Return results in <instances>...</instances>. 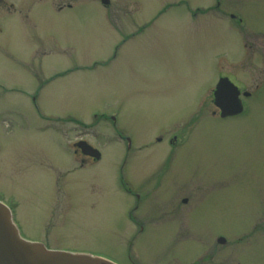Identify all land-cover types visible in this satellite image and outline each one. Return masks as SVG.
I'll list each match as a JSON object with an SVG mask.
<instances>
[{
	"label": "rangeland",
	"instance_id": "1",
	"mask_svg": "<svg viewBox=\"0 0 264 264\" xmlns=\"http://www.w3.org/2000/svg\"><path fill=\"white\" fill-rule=\"evenodd\" d=\"M73 1L50 0L55 9ZM113 1L122 11L107 12L124 15L109 25L89 3L46 6L36 23L0 36V192L14 198L20 233L117 264H264V0ZM120 24L124 36L142 34L112 59ZM93 62L108 65L76 70ZM221 73L251 93L244 116L212 115ZM38 90L34 102L22 96ZM65 117L82 125L46 126ZM120 128L142 149L127 170L145 200L135 240V199L118 184ZM81 139L99 162L64 150ZM171 207L189 208L188 222L165 215Z\"/></svg>",
	"mask_w": 264,
	"mask_h": 264
},
{
	"label": "flooded vegetation",
	"instance_id": "2",
	"mask_svg": "<svg viewBox=\"0 0 264 264\" xmlns=\"http://www.w3.org/2000/svg\"><path fill=\"white\" fill-rule=\"evenodd\" d=\"M75 1L71 2V4H66L65 6H60L58 8H54L53 4H51L50 0L49 2H47V0H0V36L2 35H9L13 29L18 28L20 30L21 27H26L28 26V24H34L39 19H36L37 16H39L41 14L42 11H45V7L49 6L51 10L54 11V13H61L64 11H70V10H74L75 8H78L80 6H82L84 3H89L91 5H95L97 8L102 10V17H104L106 23L109 25L110 24V20H118L119 17H122L124 14L119 13L117 15V17H113L112 15H110L109 12H107V10H109L111 7H113L115 5V8H120V11H122V5H118V3L116 1L113 0H78L76 1L77 4H74ZM124 8H126V6L123 5ZM116 10V9H115ZM130 15V14H128ZM42 16V15H41ZM40 16V18H42ZM130 23L133 22V20L129 21ZM135 23V21H134ZM125 24V23H124ZM132 24V23H131ZM142 27V26H141ZM141 27L137 30V33H134L132 35H125L123 34L122 30H123V24H120L118 28H120V30H117L115 28V35L117 36V39L121 40V44L118 47H114L113 51L114 54L112 55V59H115L117 52L119 50V48L125 44L126 42H128L130 39L135 38L138 34H142L141 32ZM16 30V29H15ZM127 32V31H126ZM130 33V32H127ZM39 48V46L35 47V50ZM5 49V45L0 44V52L2 53ZM44 47L41 51H36L37 54L35 55H44ZM41 65V64H40ZM84 65V64H82ZM101 65H108V62H105L103 64L98 63V62H93L91 64V66H87L84 65L83 67L80 68H76V70H91L97 66H101ZM57 77V76H56ZM227 79L229 80L233 85H235L240 92L239 98L242 100H244V98H251V93L248 94L247 97H244V90L242 88L239 87V85H237V83L234 81L233 78H231V76L227 75V74H220L218 76V79ZM0 88H3V90L5 89L3 85L0 84ZM9 93V92H7ZM40 95V90H38L37 92L33 93L32 95H30V92L28 93H23L22 96L25 99H31L32 98V102H34V100L39 97ZM10 95H7V97H9ZM212 98H213V94H212ZM33 108H34V112L36 114V116H34V119H38V120H44L45 119V115L39 110V108L33 103ZM220 112L217 111V115L216 112H213L212 115L216 117V119H221L220 118ZM226 119H236L235 117L233 118H225V119H221V120H226ZM78 122H75L73 119L71 118H60L57 120H47L46 121V126L52 127L55 130H58L59 127H65L66 125H71L73 127H75L76 125H78ZM82 125V124H81ZM68 126V127H71ZM84 126V125H83ZM67 127V126H66ZM91 127V126H89ZM123 130L127 131L125 128H123ZM163 135H161V137L159 136V138H157L155 140V144L157 145H161L162 143H164L163 141ZM174 138L175 136H172L170 139L169 138H165L166 139V146L167 149L169 151V154L172 153L174 147H176L178 144L174 143ZM120 141L122 142L123 146H124V153L121 157V161H120V165L118 168V172H119V177H118V184L119 187L125 192L127 193L131 198L135 199V205L132 209V212H129L128 216H129V221L132 224L131 227L135 226L136 230L139 233H143L146 229V223L144 220L141 219V217L138 215L139 210L141 209L142 204L144 203V196H143V190L141 187H139L138 185L134 184L131 180H129V175H128V166L127 162H128V158L129 157H134V155H137L138 152L142 151V149H136L135 148V143L133 140L132 135L131 136H125L124 134L120 135ZM78 141H86V140H76L70 149V151H67L66 149H64L67 153L71 152L70 154H72V156H79L81 158V161H90V162H95V160H93L91 157L85 156L81 149L77 146ZM87 142V141H86ZM88 143V142H87ZM184 144V143H183ZM182 144V145H183ZM91 145V144H90ZM92 146V145H91ZM93 147V146H92ZM151 149V148H149ZM134 151V152H133ZM139 152V153H140ZM69 155V154H68ZM70 157V155H69ZM102 157H100V159L98 160V162L101 160ZM128 178V179H127ZM129 180V181H127ZM1 193V192H0ZM1 196L4 197V199H13V197H5L3 193L0 194ZM5 201V200H4ZM188 199L184 198L182 199V204H187ZM6 202V201H5ZM13 213L15 214V209L16 206L11 208ZM175 210V212L181 214V219L178 222V225L182 222V221H187L189 219V215H190V209H183L181 212H179L177 209H175L174 207L169 208V212L166 213L165 215H168L171 211ZM137 235V234H136ZM133 237L135 238V236L133 235Z\"/></svg>",
	"mask_w": 264,
	"mask_h": 264
},
{
	"label": "water",
	"instance_id": "3",
	"mask_svg": "<svg viewBox=\"0 0 264 264\" xmlns=\"http://www.w3.org/2000/svg\"><path fill=\"white\" fill-rule=\"evenodd\" d=\"M236 89L226 80L221 79L214 92V104L220 108L221 116L238 113L239 103ZM84 155L95 160L100 154L86 143H79ZM0 264H113L107 260L87 255L71 254L47 250L40 243L22 240L5 206L0 203Z\"/></svg>",
	"mask_w": 264,
	"mask_h": 264
},
{
	"label": "bare ground",
	"instance_id": "4",
	"mask_svg": "<svg viewBox=\"0 0 264 264\" xmlns=\"http://www.w3.org/2000/svg\"><path fill=\"white\" fill-rule=\"evenodd\" d=\"M134 152V151H133ZM14 219H15V215H14ZM15 229H16V231H17V233H18V235H19V237L22 239V240H24V241H27V242H32L33 240H30V239H26V238H24L23 236H21L20 234H19V231H18V229L15 227ZM20 229V228H19ZM141 236V235H140ZM33 243V242H32ZM50 251H56V250H53V249H49Z\"/></svg>",
	"mask_w": 264,
	"mask_h": 264
}]
</instances>
